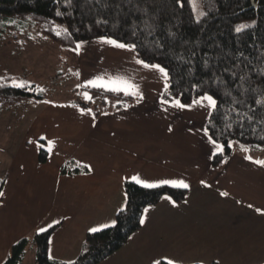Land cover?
I'll return each instance as SVG.
<instances>
[{
	"label": "crops",
	"instance_id": "obj_1",
	"mask_svg": "<svg viewBox=\"0 0 264 264\" xmlns=\"http://www.w3.org/2000/svg\"><path fill=\"white\" fill-rule=\"evenodd\" d=\"M34 32L2 41L15 43L7 53L15 58L19 52L22 73L39 74L23 85L45 92L0 110L25 113L0 114V123H9L0 125V264L14 242L51 226L49 257L73 261L91 228L114 222L126 203L125 181L134 177L157 185L182 180L189 187L181 201L165 195L145 207L141 227L97 264H264V164L257 163L264 161V146L232 140L230 155L213 164L223 147L204 132L212 108L199 102L203 95L184 108L164 103L167 79L137 64L136 51L103 43L101 36L63 46ZM31 55L39 57L34 65ZM1 71L14 82V74ZM98 76L105 84L130 80L139 95L87 85ZM18 118L25 123L16 132L11 123ZM68 162L87 170L63 172Z\"/></svg>",
	"mask_w": 264,
	"mask_h": 264
},
{
	"label": "trees",
	"instance_id": "obj_2",
	"mask_svg": "<svg viewBox=\"0 0 264 264\" xmlns=\"http://www.w3.org/2000/svg\"><path fill=\"white\" fill-rule=\"evenodd\" d=\"M204 2L208 9L197 17L189 0H0V32H12L18 38L33 34L32 28L63 46L99 36L135 43L139 59L161 64L169 72L162 99L187 103L204 94L216 98L218 106L211 109L205 125L209 136L223 147L213 155L214 164L230 155L232 140L264 146V103H256L264 101V0ZM246 20L253 23L237 32V23ZM10 83L9 76L0 77V110L24 97L44 96L45 90L33 84ZM46 157L47 151L41 148L39 159ZM84 170L73 162L62 166L63 172ZM125 191V206L114 222L87 232L83 249L73 261L49 257L48 240L55 228L51 226L14 242L1 264H23L30 242L36 264H97L141 227L145 207L165 195L181 201L187 193L183 187L145 188L132 180L125 181Z\"/></svg>",
	"mask_w": 264,
	"mask_h": 264
},
{
	"label": "snow or ice",
	"instance_id": "obj_3",
	"mask_svg": "<svg viewBox=\"0 0 264 264\" xmlns=\"http://www.w3.org/2000/svg\"><path fill=\"white\" fill-rule=\"evenodd\" d=\"M189 2H190V4L193 5V11L195 12L196 11L195 0H189ZM57 15H60V13H57ZM241 30H242L241 27H237V29H236L237 32H240ZM133 35H135V33H133ZM100 40L103 43H107V44L113 45L114 47H117L120 49H125V50L130 51V52H135L137 47H138L135 43H131V44L123 43V42H119L117 40L111 39L110 37H106V36H101ZM79 47H80V45L77 44L76 48L79 49ZM136 63L141 65L144 68L158 71L159 73H161L165 77V79H167L169 77L168 70L165 67H163L161 64H158V63L157 64H150V63H148L142 59H137ZM241 79H243V77ZM103 81H104V77L98 76L93 80H88L87 85L92 86V87H103L109 91L117 92V93L123 92L125 95H129V96L139 95V86L136 85L135 83L131 82L130 80L122 79V78H114V79L109 80L107 82V84L103 83ZM15 86L24 87L25 85L19 84V85H15ZM166 87H167V85H166ZM84 95H85V98H87L89 100L91 99V96H89L88 93H84ZM203 101H207V106L212 108L213 110H215L218 106V102H217L216 98H214V96H212V95L205 94L202 97H200L199 102H203ZM163 102L164 103H172L174 106H177L179 108L186 107V105L180 103L179 100H173V101L165 100ZM197 102L198 101H193V103H197ZM256 103L262 104V103H264V101L257 100ZM169 131H171V129H169ZM204 132L207 135L208 129L205 128ZM209 140L213 145L216 144V141L213 140L211 137H209ZM249 159H251V158L249 157ZM257 163L264 164V161H257ZM133 179L136 181V183L143 184V186L145 188H154V187L158 186L156 183L141 181L140 179L135 178V177ZM160 183L171 184L173 186H179V187H183V188L189 187V185L184 183L182 180H179V181H177V180H164V181H161ZM201 183H203V181H201ZM3 195H4L3 193H0V196H3ZM221 195L227 196L228 193H226V192L221 193ZM249 207H251V205H249ZM257 211H260V209H257ZM140 223H144V220H141ZM46 230H47L46 228H40L39 229L40 232H45ZM99 230L100 229H97V228H91L89 231L97 232ZM170 264H171V262H170Z\"/></svg>",
	"mask_w": 264,
	"mask_h": 264
},
{
	"label": "rangeland",
	"instance_id": "obj_4",
	"mask_svg": "<svg viewBox=\"0 0 264 264\" xmlns=\"http://www.w3.org/2000/svg\"><path fill=\"white\" fill-rule=\"evenodd\" d=\"M205 0H195V7H196V11L194 12L195 15L197 17L203 15L205 13V11L208 9V6L205 5ZM193 7V5H192ZM253 23V20H246V21H241L239 23H237L236 27H245L249 24ZM29 31H31L34 35L35 32L32 28H29ZM13 34L14 33H10L9 31H3V32H0V74L2 73V68H4L5 71H7V73H11V74H14V82H11L10 84L15 86V85H19V84H23V81L24 80H30L29 82L31 83L33 80H38L39 79V74H36V73H33V74H29V73H26V72H21V68L19 67V64L21 63L20 59L18 58V61H17V57L19 55H17L19 52L17 51L15 53V58L12 57L13 55L11 54H8L7 52L8 51H11L13 52L14 48H16L15 46V43H8V45L10 46H3L2 45V41L3 39H5V42L8 40H15L16 37H13ZM16 39H20V38H16ZM12 57V58H11ZM38 55H31V57L29 58L28 61L29 64L31 65H34L37 60H38ZM5 61H8L10 63V61H15L14 63L12 62L10 64V66L8 65L7 67H4L2 62H5ZM16 62L18 64H16ZM2 64V65H1ZM16 64V66L13 68L12 66ZM18 67V68H17ZM12 68V69H11ZM16 68V69H15ZM10 70H14V71H10ZM29 72H31V70H29ZM33 77V78H32ZM43 83H45V81H43ZM17 109V108H15ZM14 110V109H13ZM19 112V113H17ZM24 111L20 112V111H1L0 114H3L5 116H9L10 114L12 115H16V116H12V117H18V114H19V117H22L25 115V113H23ZM24 123L25 122H20V118H18V121L17 122H13L11 123L12 124V130H15L16 132H19L23 129V126H24ZM9 123H5V122H1L0 125L4 126V125H8ZM31 245L33 244H29L27 245V248L25 250V255H24V264H36V260H35V252L33 250H31Z\"/></svg>",
	"mask_w": 264,
	"mask_h": 264
}]
</instances>
